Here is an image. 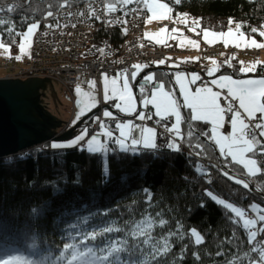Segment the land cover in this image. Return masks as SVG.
I'll list each match as a JSON object with an SVG mask.
<instances>
[{
    "label": "snow or ice",
    "instance_id": "1",
    "mask_svg": "<svg viewBox=\"0 0 264 264\" xmlns=\"http://www.w3.org/2000/svg\"><path fill=\"white\" fill-rule=\"evenodd\" d=\"M73 2L74 0H53L49 8L59 11L71 8ZM85 2L88 4L87 15L97 20H100L101 16L97 14L98 9L92 7L94 2L103 4L105 12L116 11V3L121 5L135 3L138 8L143 5V9L150 14L145 23H151L157 19H173L170 15L173 7L181 5L183 0H171L173 7L162 0H116V3L85 0ZM16 11L15 3L0 0V49L10 57L12 44L16 43V38L19 37L20 55L15 59L20 60L25 55L28 38L40 27V20L34 19L27 23L25 31H18L15 22L4 18ZM61 14L76 15L73 12ZM47 17L56 19L52 10L46 12L44 18ZM27 19L22 18L21 23H25ZM176 20L186 26L190 24L189 30L200 34L197 32L199 22L197 20L189 22L187 13H177L173 23ZM228 24L227 31L203 30L204 41L208 44L222 42L225 48L230 44L236 48L241 46L264 48V43L256 39L257 35L264 38V22L255 26L229 17ZM232 24H235V29L231 27ZM56 26H60L59 20ZM244 28H247V31H243ZM126 32V28L122 30L123 34ZM166 32L167 26L156 34L145 33V38L155 39L157 44L167 45V40L162 41L158 38L160 34ZM182 36L183 33L173 27L168 39L178 41L179 46L183 47ZM187 42L199 48L198 41L189 39ZM98 51L103 54L104 48ZM233 59L234 56L223 62L233 70V74L221 72L216 75L220 72L219 65L215 69L206 70L202 75L195 71L186 72L180 69L178 64H173L170 67L175 70L166 74L167 80L159 79L155 73L149 71L150 65L144 63L120 68L112 75L106 70L101 71L104 82L103 100L106 104L112 103L103 109L102 117L96 115L90 117L92 123L98 125L99 131L90 133L85 122V126L70 141H54L46 147L51 149L76 147L78 151H86L90 155L101 154L104 162L103 181L106 183L110 177V167L107 164L109 154L119 152L137 156L143 154L144 150H150L151 154L156 155L161 149L179 153L182 146L186 145L189 148L186 153L188 158L193 156L201 158L208 153L207 145L200 143L201 138H204L208 143L215 145L219 152L217 163L212 167L217 168L229 180L242 185L244 189H249V183L245 179L229 175V171L225 169L231 170L233 166L239 165L243 169L241 176L264 175V75H248L256 73L257 65L244 64L241 61L237 69L231 62ZM164 63L165 60H160L156 66ZM212 63L215 64L216 61ZM75 91L79 92L80 88L77 87ZM94 107L95 102L86 106L87 111ZM115 112L133 119L120 120ZM84 115L85 109L82 108L72 121L73 126ZM106 119L115 121L114 128L106 123ZM149 121L152 122L151 126L147 123ZM182 125L185 127L182 128ZM158 140H164V143L158 144ZM194 170L197 174H203V166L199 163L195 165ZM184 179L187 180L188 177L185 176ZM206 182L211 184V178L209 177ZM141 191L146 194L144 203L147 207L140 219L122 220L124 214L120 213L121 223L110 217L112 212L118 211V207L90 210L85 204L83 211L73 209L75 218L67 224L61 236L62 247H57L54 252L45 251L39 260L21 252L3 250L0 253V264H179L189 251L194 261L200 262L199 246L205 243V236L196 227L185 230L182 220L175 217L172 226L171 221L164 218L163 209L154 213L149 211L153 208V193L148 187ZM202 195L222 206L228 213L226 219L235 226L232 235L221 241V245L227 243L233 247L228 249L218 247L215 256L224 259L214 261V264H264V207L252 203L248 208H242L218 198L210 188H205ZM199 207H206L203 199ZM188 211L191 212V208ZM31 212L37 217L39 210L32 208ZM61 222H64L63 218ZM15 227L0 218V232ZM157 228L160 231H157ZM237 228L243 230L247 248L243 247L245 239L239 237ZM37 236L39 232L28 236L30 247L38 246ZM0 240H3L2 235ZM177 243L181 244L178 254L173 252Z\"/></svg>",
    "mask_w": 264,
    "mask_h": 264
},
{
    "label": "trees",
    "instance_id": "2",
    "mask_svg": "<svg viewBox=\"0 0 264 264\" xmlns=\"http://www.w3.org/2000/svg\"><path fill=\"white\" fill-rule=\"evenodd\" d=\"M83 1L74 0L72 7ZM107 1L116 3V0ZM162 1L168 2L169 6L173 7L171 0ZM5 2H13L17 5V11L4 18L15 22L17 30L21 32L25 31L27 23L34 19L40 20L41 25L47 11L52 10L56 13L63 10L50 9L49 4L53 0H5ZM128 6L137 5L132 3ZM177 13H187L190 19L197 20L199 33L205 29L214 32L227 31L229 17L255 26L264 22V0H183L181 5L173 7L172 17L176 18ZM24 17L28 19L25 23H21ZM164 23L174 24L175 28L186 36L189 35L192 40L199 42L200 46L195 53L197 58L201 49L211 47V44L203 41L201 34L197 35L189 30L190 25L170 21ZM231 27H235V24ZM122 30L123 28L120 27L100 30L95 36V41L119 46L125 35ZM242 30L247 31V28ZM256 37L259 38L258 35ZM5 39L8 38L5 36ZM19 39V37L16 38V43L12 44V47H16ZM141 40L152 43L145 39L144 31ZM171 41L178 47L175 40H170L168 43ZM217 44L224 45L222 42L212 45ZM251 49L264 50L263 48ZM214 58L219 59L222 64L224 59L227 60L220 55H206L203 58V64L205 65L208 59ZM237 60L238 58H235L232 61L235 62L233 66L238 69L240 63ZM156 65L153 63L150 68L157 67ZM159 67L166 68L167 72L170 69L163 65ZM221 72L233 74V70L228 67L221 70L219 74ZM248 75H264L263 66H260L256 73ZM184 127L182 125V128ZM80 130L81 128L77 134ZM51 143L45 144V147ZM200 143L207 145L208 148L207 155L202 158L217 162L215 150L202 139ZM110 147L115 146L110 145ZM25 153L0 159V218L16 226L15 229L0 232L3 236V240H0V253L3 250L17 251L39 260L45 251L54 252L57 247H62L61 236L67 224L75 218L73 209L83 211L85 204L90 210L118 207V211L112 212L110 217L121 223L122 220L129 218L138 220L147 207L144 203L146 194L141 190L148 187L153 193V208L149 211L154 213L163 209L164 218L170 220L172 226H174L173 217H175L182 220L185 230L196 227L205 236V243L199 246L201 261L195 262L189 251L179 264H214V261L219 262L224 259V257L215 256L218 247L226 249L233 247L227 243L221 245V241L232 235L235 226L226 219L228 213L222 206H218L210 198L202 195L203 190L210 188L218 198L242 208H248L252 203L264 207V175L241 176L243 169L239 165L233 166L231 170L227 169L232 172L229 175L243 178L249 183V189H244L242 185L229 180L217 168H214L215 178L209 184L206 182V170L203 169L202 175L197 174L194 169L199 163L198 160L193 157L188 158L183 150L177 153L161 149L156 155L151 154L150 150H144L143 154L137 156L119 152L109 154L107 164L110 167V177L106 183L103 181L104 162L101 154L90 155L86 151H78L76 147L35 148ZM77 173H79L78 177ZM185 176L188 177L187 180L184 179ZM201 199L206 203L204 208L199 207ZM32 208L39 210L37 217L33 216ZM189 208L191 212L188 211ZM120 213L124 214L122 220ZM62 218L64 222H61ZM157 231L160 229L158 228ZM236 231L241 239H245L243 247L247 248L243 230L237 228ZM36 232H39L38 246L33 248L29 246L28 236ZM180 248L181 244L177 243L173 252L178 254Z\"/></svg>",
    "mask_w": 264,
    "mask_h": 264
},
{
    "label": "built area",
    "instance_id": "3",
    "mask_svg": "<svg viewBox=\"0 0 264 264\" xmlns=\"http://www.w3.org/2000/svg\"><path fill=\"white\" fill-rule=\"evenodd\" d=\"M108 2L105 0V3ZM93 8H97V14L101 16L100 20L87 15L88 4L81 2L71 8H65L54 13L56 19L47 17L43 20L40 28L35 33V40L31 48V56L22 65L16 63L15 58L0 59V71L4 75L1 79H27L31 77L49 78L61 86L66 92L70 93L73 86L78 84L84 78L95 79L100 81L99 75L101 71H107L112 75L115 70L128 67L135 63H144L152 65L160 60H165L163 66L178 64L183 67L181 61L175 60L176 56L171 55L173 52L178 53V47L175 42L171 41L167 45L157 46L152 43L143 42L141 40L144 24L147 20L148 13L143 6H119L116 4V11L105 12L103 4L93 3ZM133 9H136L133 11ZM73 12L76 15L66 16L61 13ZM79 13H85L80 15ZM57 20L60 26L57 27ZM122 21H126L123 23ZM46 25H48L46 27ZM73 25H75L73 27ZM167 25L171 30L175 27L171 23H162L160 26ZM127 29L119 46L110 43H98L95 36L100 30L110 28ZM104 48L101 54L98 49ZM206 55H220L230 57L239 53L260 54L261 51L253 49H239L233 46L227 48L222 44L213 47H207L202 50ZM201 53V50L198 54ZM31 59V60H30ZM120 61L121 63H117ZM189 64H192L190 62ZM184 68V67H183ZM197 70H200L198 68ZM102 117V114L99 115ZM120 120H126L123 117H117ZM137 123H144L136 121ZM106 123L111 126L115 125V121L106 119ZM151 126V121L147 122ZM90 133L99 131L98 125L92 121L88 123ZM103 140V137H101ZM164 143V140H158V144ZM42 148V146H40ZM184 152H188L189 148L182 146ZM203 169L206 171L213 170L216 163L204 158H197ZM214 180V179H213ZM252 215V213H249Z\"/></svg>",
    "mask_w": 264,
    "mask_h": 264
},
{
    "label": "water",
    "instance_id": "4",
    "mask_svg": "<svg viewBox=\"0 0 264 264\" xmlns=\"http://www.w3.org/2000/svg\"><path fill=\"white\" fill-rule=\"evenodd\" d=\"M149 71L167 74L164 67H151ZM53 84L49 78L0 79V159L25 153L49 142L71 140L90 117L101 111V108L93 110L75 126L63 131L68 122L50 113L42 104L47 86L53 87ZM208 144L218 158L215 146Z\"/></svg>",
    "mask_w": 264,
    "mask_h": 264
},
{
    "label": "rangeland",
    "instance_id": "5",
    "mask_svg": "<svg viewBox=\"0 0 264 264\" xmlns=\"http://www.w3.org/2000/svg\"><path fill=\"white\" fill-rule=\"evenodd\" d=\"M162 2H164V1H162ZM175 19L176 18L173 17V19L152 20L151 23L144 24V32L145 33H151V34L159 33L160 29L165 27V26L162 27L159 24L167 22V21L173 22V20H175ZM188 20H189V22H191L193 19H190L188 17ZM175 23L181 24L182 22L177 20ZM233 29H235V27H233ZM197 31H198V29H197ZM200 34H201V37L203 39V32H200ZM170 35H171V31L168 29V32L160 34V36L158 38L161 39L162 41L167 40V43H168L171 40V39H168V37ZM181 39H184V46L180 47L179 42L176 41L178 43V53L173 52L171 54L173 56H176L175 60L181 61L184 68L181 66V67H179L180 69H182L186 72H192V71L199 72L203 75L206 72V70L215 69L218 65L220 66V71L224 70V68L227 67V65L222 64L219 61V59H216V58L208 59V61L205 64L206 66H205L203 64L204 53H203L202 49L200 48L201 53L199 54V59L197 60V59H195V58H197L195 53L198 49L193 47L192 45H189L187 42L189 39L192 40V37L189 35L186 36L183 33V36L181 37ZM256 39L258 42L264 43V38L256 37ZM33 40H35V32L31 37L28 38V42L25 45V55L20 60H16V63L19 66L22 65V63H24L26 60H28V58L31 56V44H33L32 43ZM146 40L157 44L155 42V39H152V40L146 39ZM203 41H204V39H203ZM19 43H20V39L17 42L16 47H12L10 57L7 53L3 52L2 49H0V58H4V57L15 58L17 55H20ZM215 43H218V42H213L212 44H215ZM163 44L164 43H160L159 45H163ZM206 44H208V43H206ZM212 44H211V47L214 46ZM199 46H200V44H199ZM241 48H244V50L246 49L243 46H241L239 49H241ZM247 48L251 49L252 47H247ZM241 50H243V49H241ZM260 51H261V53L258 55L257 54H254V55L250 54L249 55L247 53H244V54L239 53V55H237V56L235 55L234 57L238 58V60H237L238 63L241 61H243L244 64L255 63L257 65V70L260 68V66H263V69H264V50H260ZM230 57H233V56H230ZM226 58L228 59L229 57H226ZM224 60H226V59H224ZM212 61H216V63L213 64ZM190 62H192V64H189ZM231 62H232V64H235V62H233V61H231ZM236 65H237V63H236ZM198 68H200V70H197ZM174 70L175 69H173V71ZM230 70H231V68H230ZM153 73H155L158 76V78L161 80H167V78H168L166 73H161V72H153ZM170 73H171L170 71L167 72V74H170ZM226 74H232V73L226 72ZM249 74H254V73H249ZM2 75H4V72L0 71V76H2ZM216 75H219V72H217ZM99 77H100V81H98V82L95 79L84 78L78 85H76L72 88L71 95L69 93H67L61 86H59L56 83L53 84V87L47 86V91L44 92L46 95L43 96V98H42V104L47 107V110H49L50 113H52L53 115H56L58 118H60L62 120H66V121L70 120L71 118H72V120H74L76 115L79 113V111L82 108H84L85 112H87L86 106L91 105L93 102H95L96 107H98V108H99V105H102V104H103V106L110 105V103H112V102H109L108 104H106L103 100L104 82H103V78L101 77V74L99 75ZM208 79H211V77H208ZM93 81L95 82L94 84L92 83ZM77 87L80 88L79 92L75 91V89ZM96 107H94L92 109H95ZM126 117H128V116H126ZM64 129H65V127L63 128V131H65ZM67 129H69V128H67ZM117 135H118V133H117ZM68 141H70V140H68ZM184 147L188 148L186 145H184ZM42 148L45 149L46 148L45 145L42 146ZM213 163H217V162H213ZM230 174H232V172Z\"/></svg>",
    "mask_w": 264,
    "mask_h": 264
},
{
    "label": "bare ground",
    "instance_id": "6",
    "mask_svg": "<svg viewBox=\"0 0 264 264\" xmlns=\"http://www.w3.org/2000/svg\"><path fill=\"white\" fill-rule=\"evenodd\" d=\"M106 3H109V2H106ZM117 5H119V6H125V5H121V4H117ZM32 78H36V77H32ZM53 81V80H52ZM54 82V81H53ZM54 84H55V82H54ZM57 84V83H56ZM93 111V109L91 110V111H87V112H85V115L84 116H86V115H88L89 113H91ZM116 114V116L117 117H123V118H125V119H133V117H126V116H124L122 113H119V112H115ZM83 116V117H84ZM82 117V118H83ZM66 123L68 122V124L65 126V130L67 129V128H70V127H72V118L70 119V120H68V121H66V120H64ZM83 126H85V123H84V125ZM87 126H88V124H87ZM113 127V126H112ZM29 151V150H28ZM28 151H26V152H28ZM199 162V161H198ZM199 164H200V162H199ZM213 170H209V171H207V177H206V180L210 177L211 178V183H212V181H213V179L215 178L214 177V174H213Z\"/></svg>",
    "mask_w": 264,
    "mask_h": 264
}]
</instances>
